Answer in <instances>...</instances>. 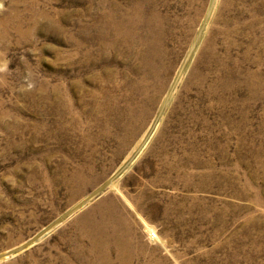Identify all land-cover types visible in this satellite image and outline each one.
<instances>
[{"label": "rangeland", "instance_id": "rangeland-1", "mask_svg": "<svg viewBox=\"0 0 264 264\" xmlns=\"http://www.w3.org/2000/svg\"><path fill=\"white\" fill-rule=\"evenodd\" d=\"M0 264H264V0H0Z\"/></svg>", "mask_w": 264, "mask_h": 264}, {"label": "bare ground", "instance_id": "bare-ground-1", "mask_svg": "<svg viewBox=\"0 0 264 264\" xmlns=\"http://www.w3.org/2000/svg\"><path fill=\"white\" fill-rule=\"evenodd\" d=\"M147 8V7H146ZM134 22V21H133ZM133 26V25H132ZM136 32V31H135ZM147 37V36H146ZM145 36H143V34L142 33H138V34H136V35H133L132 34V56L136 59V61L138 62V65L140 66V67H142L141 68V70L139 71V73L137 74V76L139 77V78H141L142 76H143V74L145 73V74H147V75H151V76H153V75H155L156 74V71H157V69L160 67V65L159 66H156V65H154V63H150V61L149 60H147L146 59V55H145V53H143V49H145L146 50V45H147V43H148V40H147V38H146ZM146 42V43H145ZM141 44H143L144 46H141ZM141 47H143L142 49H139V48H141ZM130 48V47H129ZM138 48V49H137ZM126 51H128V50H126ZM130 55V54H129ZM136 62V63H137ZM135 68L137 69V67L135 66ZM139 69V68H138ZM137 72H138V70H136ZM198 82V81H197ZM138 86V85H137ZM140 89V88H139ZM141 90V89H140ZM140 106V105H139ZM140 109V113H142L143 111V106H140L139 107ZM140 113L139 114H136V115H140ZM138 119V118H137ZM134 120V119H133ZM139 121V120H138ZM147 233L149 234L150 233V230H147Z\"/></svg>", "mask_w": 264, "mask_h": 264}, {"label": "crops", "instance_id": "crops-1", "mask_svg": "<svg viewBox=\"0 0 264 264\" xmlns=\"http://www.w3.org/2000/svg\"><path fill=\"white\" fill-rule=\"evenodd\" d=\"M126 242H127V241H126ZM126 242H125V244H127ZM128 243H129V242H128ZM127 248H129L130 250H132V245L129 244ZM130 254H131V253H130Z\"/></svg>", "mask_w": 264, "mask_h": 264}]
</instances>
